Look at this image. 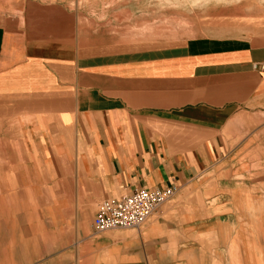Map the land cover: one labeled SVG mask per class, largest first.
<instances>
[{"label":"crops","instance_id":"0c3cea01","mask_svg":"<svg viewBox=\"0 0 264 264\" xmlns=\"http://www.w3.org/2000/svg\"><path fill=\"white\" fill-rule=\"evenodd\" d=\"M76 5L0 0V102L25 105L46 132L89 135L69 147L91 151L71 163L77 197L97 205L140 187L177 191L138 229L95 234L98 204L42 261L257 264V238L226 212V184L241 181L228 168L255 166L264 150V43L200 37L110 60L81 56L49 38L72 32L63 23L77 21Z\"/></svg>","mask_w":264,"mask_h":264},{"label":"rangeland","instance_id":"374dc122","mask_svg":"<svg viewBox=\"0 0 264 264\" xmlns=\"http://www.w3.org/2000/svg\"><path fill=\"white\" fill-rule=\"evenodd\" d=\"M79 4L77 21L68 17L63 23L72 32L49 33L56 34L49 38L68 49L76 46L81 56L110 60L114 56L108 55L160 49L200 37L264 43V0H79ZM74 9L68 5L67 16ZM27 112L31 110L25 105L0 102V264H49L42 260L53 252L57 240L71 237L74 224L85 221L87 214L90 222L97 205L107 199L94 205L93 199L77 197L74 188L76 167L71 163L91 151L69 147L89 141V135L59 134L57 126L46 132ZM260 129L258 143H264V128ZM257 161L255 166L228 168L241 181L226 184L233 189L226 192L232 204L226 212L233 211L229 218L244 225L243 233L257 238V264H264V150ZM216 191L217 183H211L210 194Z\"/></svg>","mask_w":264,"mask_h":264},{"label":"built area","instance_id":"2783aa9c","mask_svg":"<svg viewBox=\"0 0 264 264\" xmlns=\"http://www.w3.org/2000/svg\"><path fill=\"white\" fill-rule=\"evenodd\" d=\"M176 191L175 185L140 187L119 197L107 198L94 214L93 231L101 234L116 229H138Z\"/></svg>","mask_w":264,"mask_h":264},{"label":"bare ground","instance_id":"6f19581e","mask_svg":"<svg viewBox=\"0 0 264 264\" xmlns=\"http://www.w3.org/2000/svg\"><path fill=\"white\" fill-rule=\"evenodd\" d=\"M200 1H201V0H200ZM195 2H197V1H195ZM195 2H194V3H195ZM188 3H189V2H188ZM192 4H193V3H192ZM126 15H127V14H126ZM49 30H50V29H49ZM137 41H138V40H137ZM141 41H142V40H141Z\"/></svg>","mask_w":264,"mask_h":264}]
</instances>
